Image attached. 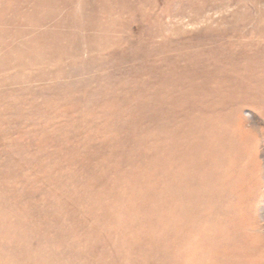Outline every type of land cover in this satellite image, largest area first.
Returning a JSON list of instances; mask_svg holds the SVG:
<instances>
[{
  "label": "rangeland",
  "instance_id": "374dc122",
  "mask_svg": "<svg viewBox=\"0 0 264 264\" xmlns=\"http://www.w3.org/2000/svg\"><path fill=\"white\" fill-rule=\"evenodd\" d=\"M0 232V264H264V0H0Z\"/></svg>",
  "mask_w": 264,
  "mask_h": 264
},
{
  "label": "bare ground",
  "instance_id": "6f19581e",
  "mask_svg": "<svg viewBox=\"0 0 264 264\" xmlns=\"http://www.w3.org/2000/svg\"><path fill=\"white\" fill-rule=\"evenodd\" d=\"M3 231V230H2ZM1 233V232H0ZM2 234V233H1ZM3 235V234H2Z\"/></svg>",
  "mask_w": 264,
  "mask_h": 264
}]
</instances>
